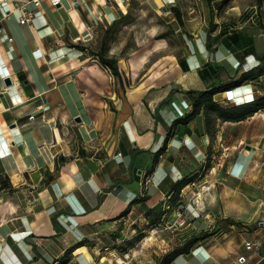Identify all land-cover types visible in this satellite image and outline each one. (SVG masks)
<instances>
[{
  "label": "crops",
  "instance_id": "0c3cea01",
  "mask_svg": "<svg viewBox=\"0 0 264 264\" xmlns=\"http://www.w3.org/2000/svg\"><path fill=\"white\" fill-rule=\"evenodd\" d=\"M18 1L0 0V264H140L118 244L144 200L170 195L192 169L219 166L224 178L243 176L261 202H244L248 227L199 241L170 264H264V106L238 120L211 107L184 120L187 91L250 69L261 71L214 99L229 107L264 95V27L216 34L203 23L182 32L180 50L164 37L159 47L138 41L145 52L126 56L115 42L107 50L129 82L122 88L91 59L100 25L135 1L165 10L176 0H42L39 9L28 3L35 13L25 24ZM162 48L166 65L139 77ZM210 189L230 215L240 211L236 197Z\"/></svg>",
  "mask_w": 264,
  "mask_h": 264
},
{
  "label": "rangeland",
  "instance_id": "374dc122",
  "mask_svg": "<svg viewBox=\"0 0 264 264\" xmlns=\"http://www.w3.org/2000/svg\"><path fill=\"white\" fill-rule=\"evenodd\" d=\"M165 6V10L155 9L151 2L135 1L132 2L131 12L112 23L101 24L97 33L98 43L95 47H90L91 59H96L92 53L101 45L108 49L115 42H124L120 54L126 56L136 49V42L139 41L141 46L144 44L151 47L155 44V47H159L164 37L170 38V45L180 50V44L189 38V34H184V38L182 32L185 29L188 32L201 27L203 23L209 31L215 30L216 34L220 30L221 34L241 32L247 28L251 29L254 23H258V28L264 27V0H176L175 4ZM173 7L179 9L182 22L175 16ZM143 49L144 47H140V51H136L142 54L145 52ZM165 51L167 48L157 49L151 57L149 56L139 77L147 71L148 65L165 66L166 62L161 60L164 58H159ZM116 84L124 88L129 82L126 77L122 80L120 76L116 77ZM110 86L113 89L112 84ZM201 171L199 168L190 170L186 175L189 182L178 193L170 197H156L148 202L144 200L139 218L135 221H132L133 218L129 219L124 226V241L118 244L119 248L123 251H133L140 264H158L164 251L167 252L181 244L186 237L196 236L199 241H204L231 234V231L243 229L244 226L248 227L247 219H244V202L248 199L252 203H260L262 195L255 193L254 189L251 192L245 189V185L249 183L243 176L236 179L224 178V169L221 166L214 170L205 168ZM216 186L224 197H236L240 211H231V215L229 214L223 206L222 197L210 193L209 188ZM255 186L260 188V182ZM228 192H231V195ZM199 193L202 194V207H198L195 201ZM231 203L233 208L234 204L232 201Z\"/></svg>",
  "mask_w": 264,
  "mask_h": 264
},
{
  "label": "trees",
  "instance_id": "16d2710c",
  "mask_svg": "<svg viewBox=\"0 0 264 264\" xmlns=\"http://www.w3.org/2000/svg\"><path fill=\"white\" fill-rule=\"evenodd\" d=\"M210 1V0H209ZM261 2V0H258ZM173 12L175 16L181 20L180 11L178 8L173 7ZM95 58L106 68H108L111 73L116 76L120 77V71L118 67L117 58L110 56L107 52V48L104 45H101L95 52L92 53ZM260 71H255L254 69H250L248 71L243 72L237 77L230 78L227 82H221L219 84L213 85L209 89L205 90H189L186 93L191 97L192 101V111L185 116L184 120L187 121L197 115L202 108L211 107L215 108L220 117L224 119H231V120H238L243 119L248 114H251L257 111L259 108L264 106V95L260 98L243 101L238 104L231 105L229 107L221 106L215 99L214 95L217 92L229 89L235 85H238L245 79H251L256 77L260 74ZM166 143L158 149L156 152V156L161 154L165 148ZM189 182V178H182L179 180L175 187L173 188L172 192L170 193L169 197L174 193H178L187 183ZM199 241V238L196 236L186 237L184 242L179 245L174 246L172 249L165 252L159 259L158 264H170L173 259H175L178 255L182 253H189L191 249L195 246V244Z\"/></svg>",
  "mask_w": 264,
  "mask_h": 264
},
{
  "label": "built area",
  "instance_id": "2783aa9c",
  "mask_svg": "<svg viewBox=\"0 0 264 264\" xmlns=\"http://www.w3.org/2000/svg\"><path fill=\"white\" fill-rule=\"evenodd\" d=\"M41 2L42 0H19L18 2H16V7L20 12L19 22L21 24L28 23L34 16L35 11L28 7V3H32L36 9H39ZM49 2L53 6H56L60 2V0H49ZM255 244V242L251 241L245 242L247 248H252ZM239 260H245V258L241 256Z\"/></svg>",
  "mask_w": 264,
  "mask_h": 264
},
{
  "label": "bare ground",
  "instance_id": "6f19581e",
  "mask_svg": "<svg viewBox=\"0 0 264 264\" xmlns=\"http://www.w3.org/2000/svg\"><path fill=\"white\" fill-rule=\"evenodd\" d=\"M195 201L197 202L198 207H202V203H203V201H202V194H201V193H199V194L197 195Z\"/></svg>",
  "mask_w": 264,
  "mask_h": 264
},
{
  "label": "water",
  "instance_id": "95a60500",
  "mask_svg": "<svg viewBox=\"0 0 264 264\" xmlns=\"http://www.w3.org/2000/svg\"><path fill=\"white\" fill-rule=\"evenodd\" d=\"M164 9H166V8L164 7ZM5 83H6V84H10V83H11L10 79H9V78H6V79H5ZM78 119H80V118H78Z\"/></svg>",
  "mask_w": 264,
  "mask_h": 264
}]
</instances>
